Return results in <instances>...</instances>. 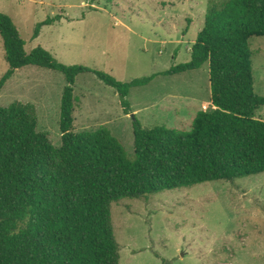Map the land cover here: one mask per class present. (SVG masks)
<instances>
[{
    "label": "trees",
    "instance_id": "16d2710c",
    "mask_svg": "<svg viewBox=\"0 0 264 264\" xmlns=\"http://www.w3.org/2000/svg\"><path fill=\"white\" fill-rule=\"evenodd\" d=\"M47 19L37 26L35 38ZM0 36L9 70L28 66L62 73V145L38 131L32 104L0 106V264H120L112 205L210 182H235L264 173V121L257 111L251 41L264 37V0H210L191 61L130 83L84 66L62 64L49 51L27 52L13 19L0 13ZM210 66L211 103L191 131L166 126L145 129L135 119V158L112 132H75V83L96 75L114 88L127 115L131 89L157 76Z\"/></svg>",
    "mask_w": 264,
    "mask_h": 264
},
{
    "label": "rangeland",
    "instance_id": "374dc122",
    "mask_svg": "<svg viewBox=\"0 0 264 264\" xmlns=\"http://www.w3.org/2000/svg\"><path fill=\"white\" fill-rule=\"evenodd\" d=\"M220 2L221 0H214ZM210 0H0L26 42L62 64L84 66L130 83L191 61ZM44 26L35 38L37 26ZM255 93L264 97V37L251 41ZM9 70L0 36V81ZM67 86L58 71L18 70L0 95V106L32 104L38 131L62 145L61 105ZM75 132L108 128L135 158L134 121L143 128L191 131L199 111L214 109L210 66L157 76L133 88L127 115L119 94L96 75L77 77ZM264 121V106L257 111ZM120 264H264V173L235 182L126 199L112 205Z\"/></svg>",
    "mask_w": 264,
    "mask_h": 264
},
{
    "label": "built area",
    "instance_id": "2783aa9c",
    "mask_svg": "<svg viewBox=\"0 0 264 264\" xmlns=\"http://www.w3.org/2000/svg\"><path fill=\"white\" fill-rule=\"evenodd\" d=\"M213 108H214V106H213Z\"/></svg>",
    "mask_w": 264,
    "mask_h": 264
},
{
    "label": "crops",
    "instance_id": "0c3cea01",
    "mask_svg": "<svg viewBox=\"0 0 264 264\" xmlns=\"http://www.w3.org/2000/svg\"><path fill=\"white\" fill-rule=\"evenodd\" d=\"M211 103V102H210Z\"/></svg>",
    "mask_w": 264,
    "mask_h": 264
}]
</instances>
